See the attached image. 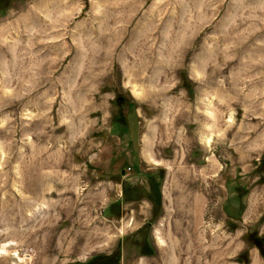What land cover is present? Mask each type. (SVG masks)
Here are the masks:
<instances>
[{
	"label": "rangeland",
	"instance_id": "1",
	"mask_svg": "<svg viewBox=\"0 0 264 264\" xmlns=\"http://www.w3.org/2000/svg\"><path fill=\"white\" fill-rule=\"evenodd\" d=\"M0 264H264V0H0Z\"/></svg>",
	"mask_w": 264,
	"mask_h": 264
},
{
	"label": "trees",
	"instance_id": "2",
	"mask_svg": "<svg viewBox=\"0 0 264 264\" xmlns=\"http://www.w3.org/2000/svg\"><path fill=\"white\" fill-rule=\"evenodd\" d=\"M122 195L126 201H134L140 199H147L155 204V208L157 209L160 205L161 193L158 187V183L156 182L154 177H150L147 186L139 185V184H131L127 182L122 183ZM119 206L120 202L114 205L113 213L115 215H119Z\"/></svg>",
	"mask_w": 264,
	"mask_h": 264
},
{
	"label": "flooded vegetation",
	"instance_id": "3",
	"mask_svg": "<svg viewBox=\"0 0 264 264\" xmlns=\"http://www.w3.org/2000/svg\"><path fill=\"white\" fill-rule=\"evenodd\" d=\"M121 99V98H120Z\"/></svg>",
	"mask_w": 264,
	"mask_h": 264
}]
</instances>
